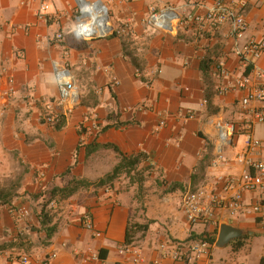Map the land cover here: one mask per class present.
<instances>
[{"label":"crops","instance_id":"obj_1","mask_svg":"<svg viewBox=\"0 0 264 264\" xmlns=\"http://www.w3.org/2000/svg\"><path fill=\"white\" fill-rule=\"evenodd\" d=\"M225 1L241 10L249 24L240 45L264 39V0ZM185 2L110 4L114 37L79 42L71 35L73 0H51L48 25L37 19L39 0H0V169L15 168L18 156L28 170L22 184L32 186L34 192L38 187H66L74 179L89 183L57 203L56 209L49 206L52 220L44 225L40 199L18 197L5 203L2 196L0 264H19L21 254L30 255L33 264H44L53 254L51 264H185L172 260L159 246L187 243L191 235H212L216 230L219 234L225 221L245 232L239 238L242 249L250 247L254 238L264 237V209L193 226L183 211L181 199L187 191L202 187L220 191L223 178L244 172L246 167L236 158L244 151V126L253 119L241 105L244 91L231 88L227 95L218 94L230 82L215 70L218 62L225 64L231 80L251 72L233 53L228 25L201 30L188 24L167 34L150 24L152 8ZM197 2L199 15L212 4V0ZM125 24L129 28L123 31ZM57 33H63L65 40L49 43ZM53 61L68 63L82 95L61 131L39 121L45 102L52 101L56 111L61 110ZM256 64L264 70V55ZM9 78L14 79V95L9 94ZM217 120L235 123L239 135L225 149L226 162L214 167ZM253 135L264 142V124H255ZM95 145H113L125 156L145 157L112 182L100 185L120 157L112 149L95 150ZM255 159H264V149ZM71 168V174L64 175ZM135 173L143 179L137 180ZM260 200L257 193L245 195L249 205ZM20 209L28 211L27 218L19 216ZM84 217L93 221L99 237L82 226ZM140 226L147 230L141 231ZM52 227L56 230L48 237ZM128 230L131 244H126ZM225 248L211 245L190 264H215L214 251ZM137 255L139 263L134 262ZM237 256L238 249L218 264H247Z\"/></svg>","mask_w":264,"mask_h":264},{"label":"built area","instance_id":"obj_2","mask_svg":"<svg viewBox=\"0 0 264 264\" xmlns=\"http://www.w3.org/2000/svg\"><path fill=\"white\" fill-rule=\"evenodd\" d=\"M51 0H39L37 8V19L48 25L51 19ZM75 4V21L71 35L76 41L88 42L105 39L117 33L111 20L110 4L128 3L135 0H73ZM198 0H186L178 7L163 5L159 8H152L149 12L148 20L150 24L159 31L173 34L188 24L197 25L203 30L206 26L212 30L219 29L225 25L229 26V36L234 40L233 53L241 61L245 70L251 69L249 74H244L236 80H231L228 70L223 62L215 65V70L222 77L229 79V83L218 89L219 95H227L231 88L245 92V97L241 100V105L249 109L253 119L244 126L243 137L245 138L244 151L237 156L236 162L246 167L239 176H228L222 179V189L220 191L208 190L205 187L194 191H187L182 195L181 204L185 216L190 225L215 224L219 223L224 216L236 218L242 215L258 214L264 209V159H255L259 151L264 149V142L255 140L253 126L264 124V70L256 64L264 55V39H252L244 45L240 42L245 38L249 29V24L241 10L229 5L225 0H212V4L204 15L196 13ZM244 3L242 2L241 5ZM128 24H125L126 31ZM65 40L63 33H57L49 38V43L59 44ZM52 68L54 80L58 93V106L60 111H56L52 101L45 102L44 120L48 123L58 119L60 114L67 116L72 110L80 105L82 95L78 87L77 77L74 71L65 61H53ZM161 71L158 70V73ZM9 94L14 95V79L9 78ZM165 125L164 121L160 126ZM216 132L215 158L212 165L218 166L226 162L225 149L231 147L239 128L235 123L225 120H217L214 123ZM247 193H257L260 201L256 204H247L245 195ZM51 209H56L57 203L50 205ZM22 219L28 217V211L19 210ZM82 226L97 237L99 232L94 230L93 221L84 217L80 221ZM210 243L203 239L190 240L187 243L176 245L161 244L159 249L172 260L190 264L193 260L206 254L210 249ZM121 253H124L123 251ZM56 255L47 256L44 264H51ZM141 258L137 255L135 263H139ZM19 264H33L32 258L28 254H21L18 258Z\"/></svg>","mask_w":264,"mask_h":264},{"label":"trees","instance_id":"obj_3","mask_svg":"<svg viewBox=\"0 0 264 264\" xmlns=\"http://www.w3.org/2000/svg\"><path fill=\"white\" fill-rule=\"evenodd\" d=\"M111 37H114V35ZM248 70H251V69L248 68L247 71ZM246 74H249V73H246ZM66 117L67 116L60 114L58 116V119L55 120L54 122L48 123L45 120H41V123L49 126L50 128L56 131H61L66 125ZM93 147H95V150L101 149V148L112 149L120 157V163L115 167V169L110 175L106 176V178L102 179L99 182L100 185H105L106 183L112 182L123 170L129 167H132V168L135 167L139 163L140 159L145 157L142 154L137 155V156H125L123 153H121V151L116 146H113V145H104V146L95 145ZM71 171H72V168L69 169L64 175L71 174ZM85 186H89V183L85 182V180H75L74 179L66 187H55L53 190H50L48 192L40 194V196H37V199L39 198L41 199L40 205L42 206V208H41L40 215L42 218L43 225L48 224L52 220L51 212H49L48 210V207L50 206L51 203L53 202L59 203L61 200L73 196L75 193H77V191H79L82 188H85ZM5 194H3V192L0 190V200L2 196H5V199H4L5 203L11 202L13 200L11 197L12 195H10L9 193H5ZM139 229L141 231H146L147 227L140 226ZM55 230H56L55 227L48 229V237H50L55 232ZM217 235H218V230H216L214 234L212 235L210 234H203L200 236L191 235L190 240L203 239V240L208 241L210 245H215L216 240H217ZM132 238L133 236L130 230H128L127 235H126V244H131ZM260 264H264V257L261 258Z\"/></svg>","mask_w":264,"mask_h":264},{"label":"rangeland","instance_id":"obj_4","mask_svg":"<svg viewBox=\"0 0 264 264\" xmlns=\"http://www.w3.org/2000/svg\"><path fill=\"white\" fill-rule=\"evenodd\" d=\"M111 10V8H110ZM111 20L114 22V16L111 10ZM81 42V41H79ZM44 108V107H43ZM41 108V109H43ZM45 116V108L41 110L39 121L44 120ZM18 118L17 114L15 115L14 121L17 125V130L20 128V124H18ZM1 158V157H0ZM18 156H15L14 161L17 162L15 165V168L11 167L9 170H1L0 169V190L5 193H9L12 195V199H16L18 197L26 198L27 200H36L37 196H40V194L50 191V188H45L42 190L39 187L37 188V191L34 192V189L32 186L24 187L22 182L24 181V175L26 174L25 164L21 161ZM1 162V160H0ZM107 167H111V164H108ZM127 172V171H126ZM96 175V174H95ZM135 178L137 180L143 179L141 174L135 173ZM34 192V193H31ZM6 195V194H5ZM40 199V198H39ZM41 201V199H40ZM51 205V204H50ZM198 230V228H197ZM252 244H249L250 247L247 248H241L242 246V240H234L231 242L230 245H228L224 250H215L213 253L214 263L218 264L221 259L229 258L231 257L235 252L236 249H238V256L241 263H247V264H260L261 256L264 255V237L260 238H254L251 241Z\"/></svg>","mask_w":264,"mask_h":264},{"label":"water","instance_id":"obj_5","mask_svg":"<svg viewBox=\"0 0 264 264\" xmlns=\"http://www.w3.org/2000/svg\"><path fill=\"white\" fill-rule=\"evenodd\" d=\"M245 235V232L229 225L226 221L219 228V234L215 246L223 249L232 241L237 240Z\"/></svg>","mask_w":264,"mask_h":264}]
</instances>
